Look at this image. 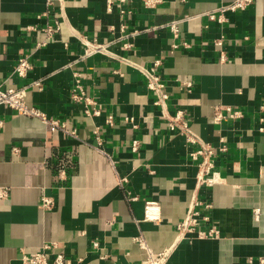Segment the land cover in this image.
<instances>
[{
	"label": "crops",
	"instance_id": "crops-1",
	"mask_svg": "<svg viewBox=\"0 0 264 264\" xmlns=\"http://www.w3.org/2000/svg\"><path fill=\"white\" fill-rule=\"evenodd\" d=\"M230 1L0 0V85L27 84V103L77 133L53 131L0 104V187L7 188L0 198V264H23V252L49 241L56 244L50 258L61 252L66 264H133L144 257L137 236L154 252L174 243L166 264H261L264 0L219 21L217 7ZM55 20L58 31L34 49ZM174 20L177 33L168 26ZM82 36L109 42L115 56L82 57ZM219 38L221 47L214 44ZM23 54L32 63L24 78L12 73ZM156 59L168 95L163 108L138 69ZM74 73L87 101L72 98ZM35 80L41 87L30 84ZM217 106L241 115L215 123ZM178 110L213 148L220 178L212 186L196 184L199 159L189 153L196 145L167 127L166 115ZM42 194L53 197L51 209L39 206ZM193 199L207 216L201 227L213 226L217 236L177 232ZM148 200L157 201L159 221L142 220Z\"/></svg>",
	"mask_w": 264,
	"mask_h": 264
},
{
	"label": "built area",
	"instance_id": "built-area-1",
	"mask_svg": "<svg viewBox=\"0 0 264 264\" xmlns=\"http://www.w3.org/2000/svg\"><path fill=\"white\" fill-rule=\"evenodd\" d=\"M157 0H143L146 6H152L154 2ZM253 0H232L229 3L220 5L217 7L219 11V15L217 19L220 21L224 18V14L227 11H237L243 10L246 8ZM121 12H125L124 8H121ZM209 19H216V15L213 11L207 13ZM124 25H122V29ZM170 31L177 33L178 32V21H170L168 23ZM59 29L58 21L55 20L54 24L46 25L43 30L45 33V38L41 41H37L34 45V49L44 46L47 41L52 37ZM80 41L83 43L84 48L82 52V57H90L95 53H100L108 56H115L109 48V42H101L96 39H88L85 36L80 38ZM214 44L218 47H221L222 41L221 38L215 39ZM184 47L188 45L183 42ZM127 47V44H124ZM225 59V55L223 51H220V60ZM160 64V60H154L152 66L150 67H141L138 66V69L142 73L146 87L154 94L155 103L160 105L162 108L165 106L166 99L168 97L167 92L165 90L164 81L160 74L156 71L158 65ZM32 68V63L28 59V56L23 54L20 55L14 66L12 73L17 75L18 77H26L29 70ZM73 79V99H81L84 98L85 101L88 100L87 96L84 95L82 86L80 84L79 75L74 73ZM30 84L35 85L37 87H41V82L39 80L32 81ZM186 85H190V82H185ZM28 85H23L20 87H3L0 85V104L6 105L15 111L17 114L26 115L30 117H37L43 123L47 124L51 130L59 131L65 135H70L72 137H77L76 129L69 127L64 121L47 116L43 111L38 109L36 106L27 103L26 101V93H27ZM261 109H264V104L261 105ZM94 114H98L99 110L94 109ZM241 115V110L237 108H233L230 106L225 107L224 109L217 106L214 110L213 121L215 123H221L223 119L231 118L236 119ZM108 123L112 122V115H108L106 118ZM0 119V125H1ZM166 123L169 130L180 133L184 136L185 140L189 145H196L195 148L190 149L189 153L192 158L199 159L198 166L199 171L196 176V184L197 186L205 185L212 186L216 182H218L220 176L219 172L214 168V156H213V148L209 143H204L200 141L198 135L192 130L189 120L184 116L182 110L176 111L173 115H166ZM96 134H98V129L94 130ZM98 139V136H96ZM138 142L136 140L132 143V149H136ZM222 146L220 149H224ZM16 150V149H15ZM111 166L114 168V160L108 155ZM60 177L64 178L65 171L64 169H60L59 171ZM126 181L125 177H120L118 179V183L122 184ZM7 194L6 187H0V198H4ZM129 199L132 197H128ZM54 204V199L50 195L42 194L39 199V206L42 209H51ZM201 201L199 199H193L190 207L185 215V217L177 224V232L182 236L186 237L190 234L189 237H215L218 232L213 226H210L208 229H203L201 227V223L207 219V216L201 215L200 211L196 208L201 205ZM211 204L206 202L203 204L205 209L209 208ZM256 212V209L254 210ZM160 219V211L159 205L157 201L148 200L144 205V213L142 220L144 221H159ZM135 241L139 245L141 249L144 251V257L133 264H166L169 256L173 250L174 243L170 244L160 251L154 252L148 246L146 241L141 237H135ZM92 248L98 247V242L95 240L91 243ZM56 247L55 242L49 241L43 243L38 249L31 251L29 253L23 252L21 254V260L23 264H66L64 260V255L61 252H56L51 258L48 253V249ZM258 263L264 264V255L260 256L258 259Z\"/></svg>",
	"mask_w": 264,
	"mask_h": 264
}]
</instances>
